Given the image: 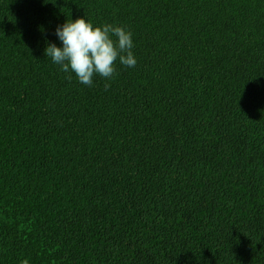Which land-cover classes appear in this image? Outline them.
Here are the masks:
<instances>
[{
  "label": "trees",
  "instance_id": "1",
  "mask_svg": "<svg viewBox=\"0 0 264 264\" xmlns=\"http://www.w3.org/2000/svg\"><path fill=\"white\" fill-rule=\"evenodd\" d=\"M83 16L136 66L53 64ZM0 264H264V0H0Z\"/></svg>",
  "mask_w": 264,
  "mask_h": 264
},
{
  "label": "clouds",
  "instance_id": "2",
  "mask_svg": "<svg viewBox=\"0 0 264 264\" xmlns=\"http://www.w3.org/2000/svg\"><path fill=\"white\" fill-rule=\"evenodd\" d=\"M54 35L60 46L50 42L45 56L61 71L74 74L80 84L90 86L96 76L114 78L117 62L127 68L137 64L132 33L119 25L94 26L83 16L57 25Z\"/></svg>",
  "mask_w": 264,
  "mask_h": 264
}]
</instances>
